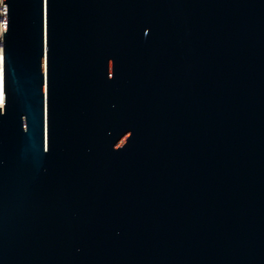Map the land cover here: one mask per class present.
Here are the masks:
<instances>
[{
    "label": "water",
    "instance_id": "water-1",
    "mask_svg": "<svg viewBox=\"0 0 264 264\" xmlns=\"http://www.w3.org/2000/svg\"><path fill=\"white\" fill-rule=\"evenodd\" d=\"M0 264H264V0H3Z\"/></svg>",
    "mask_w": 264,
    "mask_h": 264
},
{
    "label": "built area",
    "instance_id": "built-area-1",
    "mask_svg": "<svg viewBox=\"0 0 264 264\" xmlns=\"http://www.w3.org/2000/svg\"><path fill=\"white\" fill-rule=\"evenodd\" d=\"M0 64L3 65V0H0Z\"/></svg>",
    "mask_w": 264,
    "mask_h": 264
},
{
    "label": "bare ground",
    "instance_id": "bare-ground-1",
    "mask_svg": "<svg viewBox=\"0 0 264 264\" xmlns=\"http://www.w3.org/2000/svg\"><path fill=\"white\" fill-rule=\"evenodd\" d=\"M3 106V65L0 64V107Z\"/></svg>",
    "mask_w": 264,
    "mask_h": 264
}]
</instances>
